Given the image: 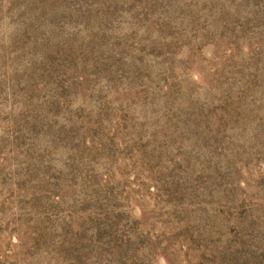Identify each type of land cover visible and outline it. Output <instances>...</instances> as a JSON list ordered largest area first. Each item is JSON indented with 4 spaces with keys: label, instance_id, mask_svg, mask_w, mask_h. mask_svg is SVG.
I'll return each instance as SVG.
<instances>
[{
    "label": "rangeland",
    "instance_id": "obj_1",
    "mask_svg": "<svg viewBox=\"0 0 264 264\" xmlns=\"http://www.w3.org/2000/svg\"><path fill=\"white\" fill-rule=\"evenodd\" d=\"M0 264H264V0H0Z\"/></svg>",
    "mask_w": 264,
    "mask_h": 264
}]
</instances>
